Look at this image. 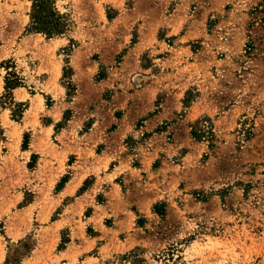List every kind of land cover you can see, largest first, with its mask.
<instances>
[{"label": "rangeland", "instance_id": "374dc122", "mask_svg": "<svg viewBox=\"0 0 264 264\" xmlns=\"http://www.w3.org/2000/svg\"><path fill=\"white\" fill-rule=\"evenodd\" d=\"M34 1L0 0L7 261L59 218L67 264H264V0H54L51 36Z\"/></svg>", "mask_w": 264, "mask_h": 264}, {"label": "crops", "instance_id": "0c3cea01", "mask_svg": "<svg viewBox=\"0 0 264 264\" xmlns=\"http://www.w3.org/2000/svg\"><path fill=\"white\" fill-rule=\"evenodd\" d=\"M12 181H0V189L11 190L7 185ZM63 187L62 189H64ZM19 200V198H18ZM14 202L10 197L0 200V264H67L79 251L77 246L69 241V249L65 252L63 249L54 252V247L59 240V231L62 226L59 218L50 220L45 223L39 220V228L37 234L40 241L31 250V252L17 263H9L7 261V242L21 239L30 229V205L31 203H23L13 209ZM84 239L80 243L83 247ZM76 245V243H75ZM80 248V252H81ZM66 253V254H65Z\"/></svg>", "mask_w": 264, "mask_h": 264}, {"label": "trees", "instance_id": "16d2710c", "mask_svg": "<svg viewBox=\"0 0 264 264\" xmlns=\"http://www.w3.org/2000/svg\"><path fill=\"white\" fill-rule=\"evenodd\" d=\"M69 18L59 13L54 6V0H35L30 11L29 27L44 32L47 35L60 34L69 25ZM16 80L13 82L16 84Z\"/></svg>", "mask_w": 264, "mask_h": 264}, {"label": "bare ground", "instance_id": "6f19581e", "mask_svg": "<svg viewBox=\"0 0 264 264\" xmlns=\"http://www.w3.org/2000/svg\"><path fill=\"white\" fill-rule=\"evenodd\" d=\"M78 181V180H77ZM75 185V184H74ZM72 186V185H71ZM76 186V185H75ZM73 187V186H72ZM74 188V187H73Z\"/></svg>", "mask_w": 264, "mask_h": 264}]
</instances>
